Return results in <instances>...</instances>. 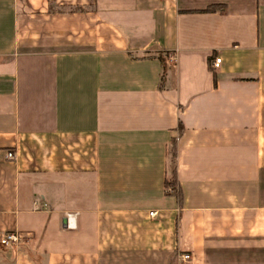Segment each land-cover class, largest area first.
<instances>
[{
	"label": "crops",
	"instance_id": "crops-1",
	"mask_svg": "<svg viewBox=\"0 0 264 264\" xmlns=\"http://www.w3.org/2000/svg\"><path fill=\"white\" fill-rule=\"evenodd\" d=\"M7 230L0 264H264V0H0Z\"/></svg>",
	"mask_w": 264,
	"mask_h": 264
},
{
	"label": "built area",
	"instance_id": "built-area-1",
	"mask_svg": "<svg viewBox=\"0 0 264 264\" xmlns=\"http://www.w3.org/2000/svg\"><path fill=\"white\" fill-rule=\"evenodd\" d=\"M167 58L168 59H172V55L170 53L167 54ZM220 61V57L218 55H215L212 57L211 61H210V65L212 67H216L218 65ZM6 156L8 158H13L14 157V153L11 150H7L6 152ZM153 211H149V213L151 214ZM68 218H69V222H68V226L69 227H73L74 226V221H73V214L69 213L68 214ZM22 239V235L19 231L16 230H7L4 231L1 236H0V243L4 244V245H18L21 242ZM180 258L182 259H188L189 258V254L188 253H180L179 254Z\"/></svg>",
	"mask_w": 264,
	"mask_h": 264
},
{
	"label": "trees",
	"instance_id": "trees-1",
	"mask_svg": "<svg viewBox=\"0 0 264 264\" xmlns=\"http://www.w3.org/2000/svg\"><path fill=\"white\" fill-rule=\"evenodd\" d=\"M214 8H215V6L209 5L206 8H204L203 10H213ZM163 73H164V67L161 70V78L163 76ZM172 156L174 157V149H173V152H172ZM165 184L168 185V186L173 187L175 189V191H177L176 187L174 186L173 180L172 181H167Z\"/></svg>",
	"mask_w": 264,
	"mask_h": 264
},
{
	"label": "water",
	"instance_id": "water-1",
	"mask_svg": "<svg viewBox=\"0 0 264 264\" xmlns=\"http://www.w3.org/2000/svg\"><path fill=\"white\" fill-rule=\"evenodd\" d=\"M65 221H66V218L64 217V219H63L64 224H65Z\"/></svg>",
	"mask_w": 264,
	"mask_h": 264
}]
</instances>
